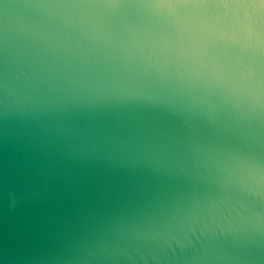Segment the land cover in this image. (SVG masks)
<instances>
[{"label":"water","instance_id":"1","mask_svg":"<svg viewBox=\"0 0 264 264\" xmlns=\"http://www.w3.org/2000/svg\"><path fill=\"white\" fill-rule=\"evenodd\" d=\"M0 264H264V0H0Z\"/></svg>","mask_w":264,"mask_h":264}]
</instances>
